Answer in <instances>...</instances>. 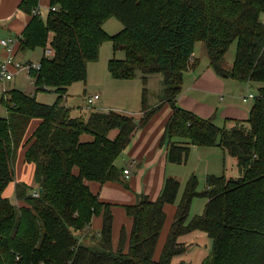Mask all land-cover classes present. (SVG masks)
I'll use <instances>...</instances> for the list:
<instances>
[{"label": "trees", "instance_id": "obj_1", "mask_svg": "<svg viewBox=\"0 0 264 264\" xmlns=\"http://www.w3.org/2000/svg\"><path fill=\"white\" fill-rule=\"evenodd\" d=\"M39 7L40 0L20 6L32 19L18 38L16 59L49 45L54 54L42 56L40 69L28 72L34 95L6 89L0 96L7 112L0 117V264H193L174 260L189 253L184 239L196 233L213 242L201 264H264V0H50L47 17L34 13ZM112 18L124 27L116 35L104 27ZM108 42L115 54L125 56L109 61L114 79L134 80L142 71L147 83L149 76L162 74L160 106L148 108L144 89L141 117L114 110L73 116L65 102L68 91L87 82L88 65L100 60ZM198 43L205 45L219 77L258 87L244 123L219 126L216 116L207 119L180 107L185 75L198 65L191 62ZM235 43V60L226 69ZM39 92H53L55 103L38 102ZM164 104L171 116L160 144L168 147L169 164L185 166L193 147H220L236 160L238 175H208L202 193L192 175L178 204L182 184L168 178L156 202L143 195L126 207L134 225L129 236L122 231L114 247L113 205L87 182H122L118 159ZM37 119L41 123L25 141ZM113 130L119 133L111 140ZM86 136L92 140H83ZM21 148H26L25 163L35 166L31 185L15 183L13 160ZM13 184L23 207L6 196ZM194 198L207 203L203 214L190 220ZM173 204L175 219L156 260L165 208ZM99 217L97 235L91 226Z\"/></svg>", "mask_w": 264, "mask_h": 264}, {"label": "crops", "instance_id": "obj_2", "mask_svg": "<svg viewBox=\"0 0 264 264\" xmlns=\"http://www.w3.org/2000/svg\"><path fill=\"white\" fill-rule=\"evenodd\" d=\"M23 1L24 0H0V40L8 37L19 38V36H21L26 31V27L30 23L32 17L20 9ZM44 6H47L46 9L43 8ZM49 8L50 0H40L39 11L41 14L42 11L45 12V17L48 15ZM40 51L41 59L38 62L42 60L43 56V50L40 49ZM29 55L30 54L28 53L20 54L17 59L21 56V58L25 59L24 63H28V61L34 63L33 59H29ZM31 55H33V53ZM4 58V49L0 45V63L4 61ZM193 61H198V65H196V68L193 70L190 68V70L185 75L183 92L180 95L178 101L180 107L187 109L203 118L208 119L216 116V123L219 126H226L228 128H232L238 121L243 123L247 121L249 119L251 107L248 104L250 99L246 98L250 93H253L254 96H257V88H254L253 85L248 82L242 83L230 78L223 79L219 77L215 70L211 68L210 61L204 63L203 60L198 57L196 51L193 56ZM230 64L231 65L229 67H232L233 62ZM225 68L227 69V67ZM88 83H84L85 87L88 86ZM71 88L68 91L65 102L69 98ZM85 93H87V91H85ZM95 95L99 94L96 93ZM67 103L68 102H66V105L70 108V104L68 105ZM161 104L162 103L160 101H156L153 103V107L150 109H154ZM112 106L113 105L111 104L109 111H116V109H114ZM87 107V104L84 103L83 107L78 111L73 110V116H76V113L81 114L90 112ZM71 109H73L72 106ZM1 110L2 106L0 104V112ZM141 113L142 112L140 111L139 116L137 117H141ZM155 114L156 115L153 116L150 122L145 127L140 129V131L136 134L127 149L117 161V166L119 169L125 171L128 168L130 170L128 176L123 174L122 182H110L104 185L87 182L91 190L96 194H99L100 198L104 202L113 205L112 212L114 224L112 235L114 247L118 246L122 237V231H125V234L129 236V233L131 232L134 225V220L127 215L126 207H128V205H134L137 203L138 200L143 197V195L147 196L152 202H156L163 190L162 188L165 184V181L172 177L177 178L178 180L180 178V173L177 168L169 169V166H172L173 164L168 163L167 145L162 146L160 144V141L165 133L166 123L171 116V107L168 104H164ZM40 123L41 120L38 119L32 121L26 132L27 134L25 141H27L33 135V132L37 129ZM118 133V130H113L109 135V138L111 140L114 139ZM83 140L89 141L92 140V138L86 136L83 138ZM20 150L21 156L17 160L18 167L16 178L20 183L26 182L27 184L31 185L34 179L33 175L35 166L33 164L25 163L24 157L26 148H21ZM199 150H201V148L193 147L191 149L190 156L192 154H198ZM204 153L206 152H203V154ZM190 156L187 164L191 162ZM230 160L229 167L233 170L236 160L233 157H230ZM187 164L185 166H187ZM209 170L210 164L208 167V171ZM231 174L228 176L232 177L238 175L234 172V170ZM7 197H10L8 192ZM21 204L22 206L19 207L24 206L23 203ZM176 211L177 204L167 205L165 208L167 220L161 232L162 235L157 247L158 250L155 257L156 260L159 259V254H161L163 246L166 243L170 228L175 219L174 215ZM93 220L91 232L94 231L97 235H99L103 220L98 225H95L96 220ZM87 232L88 231L85 233ZM81 241L85 242L84 239Z\"/></svg>", "mask_w": 264, "mask_h": 264}, {"label": "rangeland", "instance_id": "obj_3", "mask_svg": "<svg viewBox=\"0 0 264 264\" xmlns=\"http://www.w3.org/2000/svg\"><path fill=\"white\" fill-rule=\"evenodd\" d=\"M47 6H44L43 8L46 9ZM43 17L46 16V13L42 11ZM262 20L264 21V16H262ZM105 31L109 35H116L120 33L123 30V26L120 24V22L112 18L108 20V22L105 24ZM1 45V44H0ZM2 47V46H1ZM236 47L237 43L233 44L231 48L228 50V54L225 58L224 66L227 68H230L231 62H234L235 56H236ZM42 50V49H41ZM29 59H33L34 63H38V61L41 59V51L40 49L36 50L33 55L32 53H29ZM196 54H198V57L203 60V62L209 61V56L206 51L205 45L203 43H199L196 47ZM100 60L98 62L90 63L87 67L88 78L87 82L88 86L85 87L83 82H80L78 84H75L72 86L69 98L66 102L67 104H70V108L72 106V110H79L83 107L84 103L87 104V98L93 97L96 93L99 94L100 99L96 100V103L93 106H89V111L96 112V111H109V108L111 104L114 109L121 111V113L124 112V114L128 113L130 115L139 116V113L142 108V93L144 89H147L148 92V108L153 107V103L156 101H160V95L162 94L164 90V84H163V76L162 74H155V76H149L147 83L143 82L144 73L142 71H139L137 74V78L134 80L128 81H120L116 80L112 77L111 73L108 71V65L109 61L113 58L123 60L124 54L123 53H114L113 51V44L112 42L105 43L100 50ZM19 62L22 59V63H24L23 58H18ZM27 63V62H26ZM25 63V64H26ZM32 79L28 75L27 71L22 70L20 71L19 75L16 76L11 81H6L5 84L0 83V94L3 93L6 89L9 91L11 90H19L24 91L28 94L34 95L36 93V88H34ZM85 83V84H86ZM254 88H258L257 86H254ZM257 90V89H256ZM87 91V93H85ZM253 94V93H250ZM56 95L51 92H39L37 94V101L40 103H43L45 105L51 106L55 103ZM251 100V101H250ZM249 100V106L251 107L253 105V100ZM115 105V106H114ZM111 108V109H113ZM83 111V110H82ZM115 111V110H114ZM7 112L4 108H2L0 112V117H6ZM74 114V113H73ZM86 116L85 114H83ZM76 116H81L80 113H76ZM21 151V150H20ZM20 151L15 153V157L13 160L14 163V169H15V178H16V172L18 163L17 160L20 158L21 153ZM203 152H206L203 154ZM191 162L187 164L185 167H178V165L173 164L172 166H169V169L177 168L179 170L181 181V190L177 199V204L181 200L184 191H185V185L189 178L192 175H197L199 180V186L198 191L202 193L206 189V177L208 174H222L227 172L228 175L232 173L234 170L235 173L238 174L237 169L235 166L234 169L229 167L230 164V157L222 151L220 147L216 148H201L199 150L198 154H192L190 156ZM210 164V172L208 171V167ZM224 167V170H223ZM226 167V170H225ZM232 175V174H231ZM33 182V181H32ZM16 184L20 183L17 181L16 178ZM32 184V183H31ZM10 189V190H9ZM8 193L10 194V199L14 204L22 206L21 203L17 202L14 189L15 184H13L11 187H9ZM13 189V190H11ZM7 196V195H6ZM193 205L189 214L190 220L192 217L196 215H202L206 200L203 198H194ZM96 222L95 225H98L100 222H102V219L95 218ZM96 233V232H94ZM184 241L187 243V245H191L189 253L185 255L184 257H178L175 258L174 263L177 261H180L181 259L188 261L189 263L192 262L193 264H201L202 260L206 256H208L212 250V240L207 236V234L202 233H196L193 235H190L188 238L184 239ZM160 255V254H159ZM157 255V256H159Z\"/></svg>", "mask_w": 264, "mask_h": 264}, {"label": "built area", "instance_id": "obj_4", "mask_svg": "<svg viewBox=\"0 0 264 264\" xmlns=\"http://www.w3.org/2000/svg\"><path fill=\"white\" fill-rule=\"evenodd\" d=\"M34 13L40 14V11H35ZM0 44L2 48L4 49L5 58L4 61L0 63V83L5 84L6 81L13 80L16 76L19 75L20 71L25 70L27 73L33 69H40V62L34 63L31 65H23L21 62L17 61L16 59V50L18 48L19 39L18 38H12L8 37L3 40H0ZM54 54V49L49 45L43 50V56L47 59H50ZM193 61V58L191 59V62ZM100 98L99 95H95L93 97L87 98V106H93L96 103V100ZM256 99V97L253 94H249L246 99ZM247 101V100H246ZM130 173V170L127 168V170L124 171V175L128 176ZM35 196H38L37 193H35Z\"/></svg>", "mask_w": 264, "mask_h": 264}, {"label": "water", "instance_id": "obj_5", "mask_svg": "<svg viewBox=\"0 0 264 264\" xmlns=\"http://www.w3.org/2000/svg\"><path fill=\"white\" fill-rule=\"evenodd\" d=\"M41 190V189H40Z\"/></svg>", "mask_w": 264, "mask_h": 264}]
</instances>
